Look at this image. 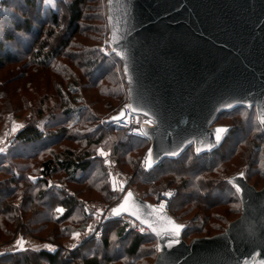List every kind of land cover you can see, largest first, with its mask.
<instances>
[{
    "label": "trees",
    "instance_id": "16d2710c",
    "mask_svg": "<svg viewBox=\"0 0 264 264\" xmlns=\"http://www.w3.org/2000/svg\"><path fill=\"white\" fill-rule=\"evenodd\" d=\"M65 1L60 17L56 9L50 12L52 6L43 4V0H15L14 9L20 13L15 16L9 13L8 21L0 13V24L5 29L0 33V71L6 66L11 68L7 77L0 75L6 85L26 79L22 73L14 72V67L19 66L17 62L25 61L22 72L28 78L31 73L26 72L27 68L37 64L41 56L46 60L39 63L41 66L48 67L53 61L62 60L64 63H55L52 69L62 67L67 73L61 78V70L54 73L59 78H54L57 84L52 83L56 86L51 88L54 92L51 104L50 96L44 92L32 107L31 101L36 98L29 93V97L21 96L20 105L14 109V112L22 111L25 106L24 112L31 107L35 112L15 134L6 153L0 155V175L4 176L0 179V238L11 236L20 223L36 236L52 226L47 232L51 241L66 238V229L59 226L71 218L77 194L48 187L49 178L59 175L68 186H84L81 193L95 194L107 200L111 207L119 197L114 195L100 170V159L94 156L97 147L111 145L112 156L119 164L133 170L139 164L137 152L148 144L127 137L122 128L104 123L107 118H101L112 111L108 118L118 113L127 99L120 63L113 55H102L99 45L103 40L97 41L89 29L82 28L84 9L90 1ZM105 2L102 0L106 30ZM26 8L34 10L32 15ZM42 13L49 14L48 26L45 25L49 22L40 19ZM17 33H22L20 38L24 40L17 41ZM80 40L89 42V47L82 46ZM17 92V89L13 91L21 95L22 90ZM4 101L11 106V101ZM252 109H234L217 118L216 122L223 125L224 121L230 130L212 152L195 155L190 147L178 158L165 159L150 171L137 166L133 180L139 188H149L146 198L162 189L174 190L170 215L178 221L196 212L195 224L187 225L183 239L205 231L217 234L230 222L228 216H239V199L226 181L232 172L244 171L252 186L264 181V130L258 125L256 115L255 119L250 116ZM227 167L230 173L225 171ZM26 172L30 173L25 175ZM58 207L64 208L60 216L55 211ZM81 212L88 223L89 217L84 210ZM154 246L156 240L149 233L140 236L125 231L121 221L108 218L100 239L87 241L69 253H62L60 249L55 252L26 250L3 255L0 264H150L148 260L156 255Z\"/></svg>",
    "mask_w": 264,
    "mask_h": 264
},
{
    "label": "water",
    "instance_id": "95a60500",
    "mask_svg": "<svg viewBox=\"0 0 264 264\" xmlns=\"http://www.w3.org/2000/svg\"><path fill=\"white\" fill-rule=\"evenodd\" d=\"M105 6L107 45L120 63L127 106L152 125L145 131L153 166L190 147L195 155L217 149L227 133L217 142L216 129L230 130L217 118L234 109L254 108L264 130V0H106ZM123 115L120 110L104 123ZM226 181L235 192L233 184L240 187L241 211L213 236L186 242L184 224L131 189L108 217L141 224L128 212L111 213L131 193L129 207L148 220L141 226L156 240L151 264H264V186L256 190L244 171ZM168 219L183 225L171 248V237L149 227L163 232Z\"/></svg>",
    "mask_w": 264,
    "mask_h": 264
},
{
    "label": "rangeland",
    "instance_id": "374dc122",
    "mask_svg": "<svg viewBox=\"0 0 264 264\" xmlns=\"http://www.w3.org/2000/svg\"><path fill=\"white\" fill-rule=\"evenodd\" d=\"M44 1V0H43ZM89 6H87V8L84 9V19L83 22L81 23L82 28H87L89 29L90 33H93V37L97 40V41H101L103 40V38L105 37V35L107 34V29L105 30L104 28V13H103V4H102V0H89ZM15 0H0V13L4 14L3 19H6L7 21L9 20L8 18L10 17V15H8L9 13H13L14 16L16 15V13H20L19 11H17L15 8ZM47 3L49 4V7H51V11L56 9L55 13H58L59 17L60 14H62V7L63 5H65L66 1L65 0H47ZM43 4H45V2H43ZM58 9H57V7ZM62 8V9H61ZM17 11V12H15ZM26 12L29 13L30 15H32L31 13L34 12V10H31L29 8H26ZM42 17H40L42 22H49V14H41ZM61 18H59L60 20ZM1 23V22H0ZM10 24V22H9ZM35 22H32V25H34ZM50 24L47 23L48 26ZM36 25V24H35ZM44 26V29L46 28ZM23 27V26H22ZM106 27V25H105ZM9 29H11V26H8ZM0 29H4L3 25L0 24ZM8 30V29H7ZM5 29L2 31H0V33H4ZM21 35L18 36V38L16 39L17 41L22 39L20 38ZM34 39V37H32V40ZM24 40V39H22ZM20 42V41H19ZM83 42V43H82ZM80 43H82V46H86L89 47V42H85L84 40H80ZM92 45V44H90ZM12 50V49H10ZM18 51V50H17ZM12 53L14 54H18V52H15L14 50H12ZM45 59V58H44ZM43 61L46 62V60H43V57L41 56L38 59V62H36L37 66H32L31 68H27L26 72L31 73V77L26 76V74L23 71V63H25V61H21V62H17V64H19V66L14 67V72H20L24 75V77H26V79L22 82H18L15 84H11V85H6V82L2 79H0V145L4 146V152L6 153V151L8 150V147L12 144V140L13 137L15 135V133L17 132V130L19 131V129L23 128L25 126V124L30 121L33 117V111L35 112V109L33 111H31L35 101L37 102V100L40 99L41 94H43L44 92H46L48 94V96H50V103L51 104L54 100V92L51 88H53V86L55 87L57 84V80H55L54 78H61L64 75H67V73L65 74V71H62V67L58 68L57 70H53L52 67H54L55 63H59V65H61L62 63H64L62 60H55L51 63V65L47 66H41L40 64L43 63ZM40 63V64H39ZM74 64V63H73ZM72 63L71 68L74 70V65ZM7 68H4L2 71H0V75L4 78L7 77V73H10L11 68H9L10 66H6ZM50 67L52 70H50ZM59 72L60 76L57 77V75H54V73ZM76 71V70H75ZM120 72V71H119ZM19 75V74H18ZM52 80V81H51ZM26 85L23 86V83L26 82ZM55 83L54 85H52V83ZM59 85V84H58ZM21 87V89H20ZM26 88L25 90L23 88ZM15 89L18 90V92L22 90L21 95L20 94H14L13 91H15ZM17 92V93H18ZM29 93H32V95H35V100L31 101V105L32 107L30 109H27V111L25 110L24 112V107H22V111H18V112H14V109L16 108V105H20V101H21V96L27 95V97H29ZM7 99V101H11V106L10 104L6 103L4 100ZM127 100V99H126ZM125 100V103L127 102ZM125 103H122L125 104ZM18 107V106H17ZM19 110V109H18ZM100 111L103 112V110L101 109ZM251 114L250 116L252 118H254V114H255V110L254 108L252 109V111H250ZM112 114L114 113V111L111 112ZM111 113H109L111 115ZM46 114V113H45ZM109 114H104L101 118L104 117V119L108 118ZM255 119V118H254ZM224 125V121L222 122ZM39 124H41L39 122ZM216 124H220L219 122H216ZM15 125H19L21 127H17L16 131L13 132L12 129ZM222 125V124H220ZM226 126V125H225ZM148 148V144L147 145H143V147H141V149L137 152L138 154V160L139 162L141 161V159L145 156L146 151ZM56 150V149H55ZM3 153V155L5 154ZM94 156L98 159H100L99 164L101 166L100 170L102 173L105 174V180L106 182L109 184V187L111 188V190L114 193V182L111 180L110 176L108 175V173L105 171L104 172V167H103V161L104 158L106 156L109 157H113L112 156V147L111 145H105L102 144L100 146L97 147V150L94 154ZM46 157V156H45ZM115 160L116 165L118 166V168L128 177L130 176L131 179L128 181L127 185H126V189H131L135 194H138L139 197H141L142 199H149L151 203L156 202V200H158V195L159 193H171L173 194L174 190H166V189H162L159 190L158 192H156L155 194H153L150 198H146V194H149V188L148 187H138V183L135 182L133 180L134 177V172L135 170H137V166L136 168L132 170V168H129L128 166H123L120 165L119 162L117 161V159L115 158V156L113 157ZM41 159V158H40ZM19 165H25L27 164V162H17ZM228 166V165H226ZM103 167V170H102ZM19 168V167H18ZM229 167H227V169H225V171L228 172ZM239 171L236 172H232V174L237 173ZM30 172H26L24 173L25 175H28ZM231 174V175H232ZM230 175V176H231ZM229 176V177H230ZM4 176L0 175V179H2ZM34 177V176H33ZM62 176H56V177H52L49 178L48 180V187H52V188H58L62 191V189L58 186H62L66 189V191L64 190L63 192L65 193H69L71 195H76L77 199L73 208V214L71 216L70 219H68L65 223L61 224L59 227L60 229L65 228V234L67 235L66 238H61L58 241H51L48 237L47 232H50L49 228H51L52 226H48L47 231H45L43 234H39V236H36L34 234H32L31 232H28L27 228H25L21 223L15 227L13 233L11 236L9 237H5V236H1L0 238V247L3 246H7L10 244H13L14 248H18L20 247L19 244L17 243L18 241H22L23 242V247H25L24 245L26 243H35L37 244L36 247L31 246L32 248L29 250H34V248H38L39 250H46L48 251L46 248H44L43 246L48 244V245H52L54 246V248L60 249L62 251V253H65L73 248H71L70 246L73 244H77V240L73 239L72 234L74 232L76 233H80L82 235V233L84 232L85 228H86V224L85 223L83 217H82V210L83 207L80 204V200L81 201H85V202H95V203H100V204H106L107 206H109V204L106 202L107 200H102L99 196L97 195H93V194H89V193H81V189H85L84 186H68L66 185V183H64L63 179L61 178ZM134 181V182H133ZM57 184V185H56ZM264 186V181H261L259 184H257L256 186H253L256 190H260L262 187ZM54 190V189H53ZM115 195V194H114ZM117 196V195H116ZM118 197V196H117ZM170 204V202H169ZM79 206V207H78ZM110 207V206H109ZM59 208V207H58ZM56 208V209H58ZM59 209H63L62 212H57L56 210V215L60 216L64 213V208H59ZM220 209H226L225 207H221ZM196 212H192L188 215L185 216L184 219L181 220H176L179 223H182L186 226L187 225H194L195 224V217H196ZM170 214V213H169ZM198 215L202 216V214L199 212ZM237 218L238 216L236 215H232V216H228L227 220H229L230 222H232L235 218ZM229 222V223H230ZM215 223V222H214ZM228 223L223 227L222 231L227 227ZM221 232V231H220ZM212 232L210 231H205V233L202 234H196V233H192L189 237H187L186 239H184L186 242H189L190 240H192L193 238H202V237H206V236H213L216 234H211ZM211 234V235H209ZM219 234V233H217ZM113 235V234H112ZM111 235V236H112ZM44 237V238H43ZM46 237V238H45ZM112 239V238H111ZM26 251V250H24ZM36 251V250H34ZM21 252V251H20ZM157 252L156 246H154V253ZM18 253V252H17ZM15 254V253H14ZM155 255V254H154ZM155 256H152L148 261H151L150 264L153 262Z\"/></svg>",
    "mask_w": 264,
    "mask_h": 264
},
{
    "label": "built area",
    "instance_id": "2783aa9c",
    "mask_svg": "<svg viewBox=\"0 0 264 264\" xmlns=\"http://www.w3.org/2000/svg\"><path fill=\"white\" fill-rule=\"evenodd\" d=\"M109 46L107 45V35L104 37L102 43L99 45V52L104 56H109ZM124 111L123 118L119 121H116L112 123V125L122 128L125 135L130 138H136L144 140L148 143V148L146 151L145 156L141 159L139 162V167L142 168L144 171H150L153 167V164L151 162V167H148V160H149V153H150V145L149 141L147 139V134L145 131L146 127H151V123L149 119L133 114L129 111V108L127 106V102L124 104V106L120 109ZM0 148L4 149L3 145H0ZM5 151V150H4ZM3 152H0V155H2ZM103 167L105 171L110 176L111 180L114 182L115 188H114V194L117 195L119 198L124 194V192L127 190L125 187L128 183V181L131 179L130 176H126L116 165L115 160L113 157L106 156L103 161ZM57 185V184H56ZM63 191L66 189L60 185H58ZM138 195V194H136ZM171 196L165 195L164 193H159L158 200L154 202L157 207H161L163 205V211L169 213V202H170ZM80 204L83 207L84 213L89 217V221L86 225V228L82 235L80 236L79 243H77V247L81 246L82 244L86 243L87 241L91 240H98L101 238L104 225L107 221L108 212L110 207L106 204H100L95 202H85L80 200ZM121 221L122 225L124 226L125 231H132L134 233L139 234L140 236H143L148 233V230L141 226L138 222H135L127 217H123L118 219ZM89 226H91L92 231H89ZM141 228L144 229V231H141ZM13 244L0 247V257L6 254H14L17 252L22 251L20 247L14 248ZM25 250H29L33 247H36L37 244L35 243H26L24 245ZM24 251V250H23ZM69 251L65 252L69 253Z\"/></svg>",
    "mask_w": 264,
    "mask_h": 264
},
{
    "label": "snow or ice",
    "instance_id": "6c2138e0",
    "mask_svg": "<svg viewBox=\"0 0 264 264\" xmlns=\"http://www.w3.org/2000/svg\"><path fill=\"white\" fill-rule=\"evenodd\" d=\"M44 2L47 3V0H44ZM16 35L19 36V35H22V33H17ZM117 54L120 55V53H117ZM227 106L230 107L231 105H227ZM260 123L262 125H264V118H262L260 120ZM17 127H21V126L15 125L13 127L12 131L15 132ZM227 131H228V129L223 128V127L217 128L216 131H215L216 141L219 142L221 140L222 136L225 133H227ZM3 151H4V149L0 148V152H3ZM197 151L199 152L200 149H197ZM169 155H175V153H169ZM150 157H151V153H149V160H148V164H147L148 167H151V159H150ZM241 175H243V173H241ZM233 187L236 189L237 193H240L241 189H240V187L238 185L233 184ZM165 195L171 196L172 194L171 193H165ZM130 197H131V193H129L128 196L125 197V200H124L123 203L119 204L116 208L111 209L112 215L113 216H119V215H121L122 212H128L130 215H133L138 220H140L141 224L149 223L148 220L142 218L141 214L138 211H134V210H132V208L129 207L128 201H129ZM148 207H151V206H148ZM56 211L57 212H62L63 209H59L58 208V209H56ZM159 211H161V212L163 211V205H161ZM149 215H151V213H149ZM167 223H168V225L170 227H168L167 229H164L163 232L157 230L152 224H149V227L152 228L153 232H155V234L158 237H160L161 235L171 237L170 239H168V244H167V246L169 248H171L173 245L180 243L178 238H179V236L181 234V229L183 228V225L176 224L170 219L167 220ZM89 231H92L91 226H89ZM141 231H144V229L141 228ZM72 236H73V239L77 240V243H79L81 234L74 232L72 234ZM17 243L19 244V246H20L22 251L25 250L24 247H23V242L22 241H18ZM43 247L46 248L50 252H55L56 251V249L52 245L46 244ZM70 247L71 248H76L77 244H73ZM34 250L38 251L39 249L38 248H34Z\"/></svg>",
    "mask_w": 264,
    "mask_h": 264
},
{
    "label": "crops",
    "instance_id": "0c3cea01",
    "mask_svg": "<svg viewBox=\"0 0 264 264\" xmlns=\"http://www.w3.org/2000/svg\"><path fill=\"white\" fill-rule=\"evenodd\" d=\"M19 130H20V129H19ZM17 132H18V130H17ZM17 132H16V133H17ZM16 133H15V134H16ZM14 136H15V135H14Z\"/></svg>",
    "mask_w": 264,
    "mask_h": 264
}]
</instances>
